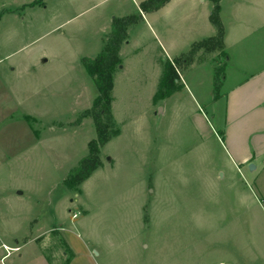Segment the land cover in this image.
<instances>
[{
  "label": "rangeland",
  "instance_id": "1",
  "mask_svg": "<svg viewBox=\"0 0 264 264\" xmlns=\"http://www.w3.org/2000/svg\"><path fill=\"white\" fill-rule=\"evenodd\" d=\"M34 1L0 0V264H264V163L234 166L219 127L244 75L231 54L191 62L215 35L210 1ZM241 1L239 20L264 23V0ZM125 17L111 137L67 187L96 138L82 60ZM168 63L176 91L153 102Z\"/></svg>",
  "mask_w": 264,
  "mask_h": 264
},
{
  "label": "crops",
  "instance_id": "2",
  "mask_svg": "<svg viewBox=\"0 0 264 264\" xmlns=\"http://www.w3.org/2000/svg\"><path fill=\"white\" fill-rule=\"evenodd\" d=\"M175 1L168 0L162 8L169 7ZM224 1L228 0H221L219 5V20L223 28V52L231 54L236 59L244 79H240L239 83H235L224 94V117L223 122L219 125L223 138L221 144L234 166L246 167L258 161L264 163V23L249 25L251 21L244 17H240L241 20H239V15H243L244 12L242 11L243 13L240 14L235 12L241 11L240 7H245V9L251 7L246 1L231 0L230 5ZM226 11L229 13L222 18ZM229 17L232 18L230 23ZM214 36L212 32L211 35L203 37L204 39L197 43ZM197 43H193L192 46ZM208 56H215L212 58L213 60L221 57L218 52L200 50L195 53L191 62L194 65V62L205 61ZM226 62H230V59L228 58ZM164 74L165 69L159 82L158 91L153 96V102L163 98L169 99L171 96L163 86ZM215 110L217 112V109ZM215 116L218 117L217 114Z\"/></svg>",
  "mask_w": 264,
  "mask_h": 264
},
{
  "label": "trees",
  "instance_id": "3",
  "mask_svg": "<svg viewBox=\"0 0 264 264\" xmlns=\"http://www.w3.org/2000/svg\"><path fill=\"white\" fill-rule=\"evenodd\" d=\"M168 0H147L140 4L142 13L154 12L161 9ZM211 12L209 21L215 28V36L192 46L190 54H195L199 50L207 52H218L225 57L223 52V28L219 20V5L221 0H209ZM40 4L34 1L30 6ZM136 17L117 18L112 21L110 36L107 38L104 49L95 60H84L82 66L86 74L94 80L97 96L93 100L91 108L87 111V116L93 121L96 138L88 144L89 155L80 163L79 167L63 182L65 186H74L85 180L99 165L97 154L102 145L107 143L111 136L108 135V126L104 120L110 117V104L112 101L111 91L113 88L112 74L114 69L120 64L118 53L123 40L126 38L127 26L134 22ZM175 63V60H174ZM175 65V64H174ZM176 67L168 63L165 67L163 86L167 93L176 91L174 81ZM177 75V74H176ZM117 135V132L113 133ZM112 134V135H113Z\"/></svg>",
  "mask_w": 264,
  "mask_h": 264
},
{
  "label": "water",
  "instance_id": "4",
  "mask_svg": "<svg viewBox=\"0 0 264 264\" xmlns=\"http://www.w3.org/2000/svg\"><path fill=\"white\" fill-rule=\"evenodd\" d=\"M249 167H250V169H252V168H253V166H252V165H250Z\"/></svg>",
  "mask_w": 264,
  "mask_h": 264
}]
</instances>
